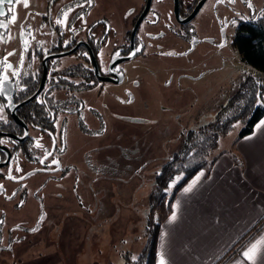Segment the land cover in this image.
Returning <instances> with one entry per match:
<instances>
[{
  "label": "rangeland",
  "instance_id": "obj_1",
  "mask_svg": "<svg viewBox=\"0 0 264 264\" xmlns=\"http://www.w3.org/2000/svg\"><path fill=\"white\" fill-rule=\"evenodd\" d=\"M159 1L153 0L152 5ZM27 3L28 7L24 0L6 4V16L0 17L6 22L13 14L17 17L7 29H0V60L7 57V63L22 75L38 65L36 56L29 61L26 53L48 49L50 39L59 34L66 45L71 34L85 28L84 23L94 25L95 39L106 30L98 55L104 68L113 49L124 43L144 0H91L84 23L73 16L88 6L86 0ZM262 5L264 0H207L189 40L168 35L150 41V33L158 34L162 27L151 29L143 23L137 37L144 42V54L119 66L122 83H101L76 94L86 112L94 110L97 119L103 118L104 129L85 137L72 120L75 135L69 137L61 156L67 175L35 173L24 180L8 179L9 174L18 178L38 170L36 162L21 155L1 169L0 264H123L125 254L137 257L145 242L148 195L161 167L177 152L187 133L211 122L245 77L254 72L240 62L231 41L238 23ZM63 11H68L70 27L56 23ZM166 19L163 24H168ZM217 21L226 26L223 37ZM56 26L60 32L50 35L49 30ZM25 39L27 52L23 51ZM10 52L15 55L8 56ZM80 61L68 55L57 62L61 69ZM4 70L9 75L13 71ZM255 74L264 86V74ZM55 96L63 99L66 95L59 92ZM97 127L94 119L93 129ZM242 128L243 123L238 122L233 129L238 133ZM30 134L37 135L35 131ZM180 179L178 176L169 184L168 194ZM13 190L15 195L9 199Z\"/></svg>",
  "mask_w": 264,
  "mask_h": 264
},
{
  "label": "trees",
  "instance_id": "obj_2",
  "mask_svg": "<svg viewBox=\"0 0 264 264\" xmlns=\"http://www.w3.org/2000/svg\"><path fill=\"white\" fill-rule=\"evenodd\" d=\"M94 46L93 48H96ZM231 46L237 52L240 62L254 72L245 77L236 93L218 109L211 122L187 133L177 152L161 167L148 195L150 209L144 227V246L135 260L125 254L122 259L123 264H155L160 226L171 214L172 202L176 194L194 175L211 167L215 161L214 153L221 139L233 130L235 124L243 123V128L238 134L241 138L250 134L254 126L264 116V105L261 103L264 86L261 78L255 74V72L264 74V10H259L250 15L248 19L239 22ZM58 66L57 63L55 67ZM39 78L38 65L36 70L28 72L27 75L20 74L13 78L14 101L22 102L29 98L36 91ZM46 82L50 93L59 90L64 92H69V90L84 91L94 88L96 83L93 72L79 63L61 69L57 68L51 76L47 77ZM67 99L74 107V101L70 100V97ZM1 103H3L2 99ZM56 103L57 101L55 102L52 96H46L42 101L35 99L31 103L21 106L17 110V117L24 124L37 130V127H41L45 123L40 113L43 107ZM5 110L7 115L4 120H0V139L9 141L10 138L8 139L5 134H19L21 128L13 122L6 108ZM15 147L16 153L23 149L31 157L38 158L39 148L36 149L34 146ZM1 159H4L3 152H0ZM232 159L237 165L241 164L235 157ZM178 176H181V179L175 184L171 194H168L169 184ZM262 224H264V216L214 264H223L230 253Z\"/></svg>",
  "mask_w": 264,
  "mask_h": 264
},
{
  "label": "crops",
  "instance_id": "obj_3",
  "mask_svg": "<svg viewBox=\"0 0 264 264\" xmlns=\"http://www.w3.org/2000/svg\"><path fill=\"white\" fill-rule=\"evenodd\" d=\"M262 121L264 116L244 137L233 129L222 138L211 167L194 175L176 194L172 212L160 226L155 264L161 254L165 264H214L264 216ZM258 228L223 264H251L242 253L264 237V224ZM255 264H264V245Z\"/></svg>",
  "mask_w": 264,
  "mask_h": 264
},
{
  "label": "flooded vegetation",
  "instance_id": "obj_4",
  "mask_svg": "<svg viewBox=\"0 0 264 264\" xmlns=\"http://www.w3.org/2000/svg\"><path fill=\"white\" fill-rule=\"evenodd\" d=\"M53 1L57 2L59 0H53ZM146 1L147 0H144V3L140 7V11L132 19L131 28L126 32V35L124 37V43L121 46H118V47L113 49L111 54L108 56V59H107L108 63L104 68L102 67V65L100 66V64H99L98 55H99L100 50L102 49L104 41H105L104 35H105L106 30L103 31V35H101L100 38L95 39V37H94V32H95L94 25L93 24L89 25L87 23H84V21L86 20V17H87V12L89 10V7L91 6V3L88 4V6H86L84 9H80L79 12H77L76 15L73 17H75V18L83 17L82 20L79 18L78 19L80 20V22H83L84 24H86V26H85V28L80 27L76 31V33L71 34L69 36V41L66 45L62 44L63 43V41H62L63 36H62V34H59L58 36L50 39L48 49L42 50L40 48L39 50L35 51L34 53L31 51L29 53H26V58H28L29 61H30L32 56H36V58L38 60V70H39V77L40 78H39V83H38L37 89L41 83V78H42V69H43L42 68V59L47 55H54L57 53H61L63 51H67V50L73 48L78 42H82L84 45H81L71 55H74V56L78 57L79 59H81L82 61H80L79 64H82L85 68L90 69L93 72V76H94L95 81H96L95 87L101 83H111V82H105V81H99L98 80V78L95 75V71H94L93 64H92V61L90 58L89 50H91V52L94 55L100 77L101 78H108L110 76L109 64L113 59L124 58V57L129 56L130 54L135 53L133 55V58L131 59V60H135L136 58H138L144 54V51H145L144 42L142 40H139L137 37V33L139 32V28L143 23L146 24L147 26H149L151 29L156 28L157 26L162 27V29L157 32L158 34H151L150 33V37L147 38L150 41L157 40V39L160 40L162 38L161 36L164 37V36H168V35L174 36L178 40H189L190 39L189 33L194 32V28H192L193 23L196 21L202 6L204 5V3L207 0H205L204 3L202 4V6L200 8H197V10H196V7L201 0H190V1L171 0L170 4H169V0H160L158 3H156L155 6L152 5V3H153V0H152L151 5L149 7V10L147 11L143 20L141 21V23L137 29L136 35L134 36V40L131 43L130 42V36H131L132 28H133L135 22L137 21V19L139 18V16L141 15L142 11L144 10V7L146 5ZM259 10H264V5H262L257 11H259ZM257 11H254L251 15L255 14ZM166 12H169V15H167ZM189 17H191V20H189L188 22L185 23V21ZM61 18H62V16L58 19H61ZM164 18L165 19L167 18L166 21L168 22V24L162 23ZM217 25H218L217 27L221 31V35L223 37V33H224L226 26H225V24H221L220 21H217ZM53 31H55L56 33L60 32L59 27L56 26L54 28H51L49 30L50 35L54 34ZM235 32H236V29H235ZM234 35H235V33H234ZM146 37H148V36H146ZM94 45H96V46H94ZM86 46L89 48H87ZM93 46L96 48H93ZM137 48H139L140 51H136ZM117 53H119V55H116ZM131 60H129V61H131ZM57 61H58V59H51V60L47 61V72H46L45 82H44L43 88L40 91L39 95L37 96V98H35V99H40V101H42V99H45L46 96H48V97L52 96L54 101L55 102L57 101L56 104L45 105L43 107L42 111L40 112L41 116L44 118L45 123L41 127H37V130L32 129L28 124H25L27 126V129H28V137H27L25 142H19L18 141V139L22 138L23 134H24L23 128L18 125L21 128L20 133L19 134L17 133L15 135H9V134L6 135L5 134V136L8 139L9 138L10 139H9V141L4 140L5 143L0 144V147L8 149L10 152L11 161H10L9 165H11L19 155H21L27 161L36 162L39 165L38 170H32L30 172H27V173L19 176L15 181L24 180V179L30 177L31 175H33L35 173L51 175V176H54L55 174L59 173V174H61V177H64L65 175H67L66 172L68 171V169H66L65 167H61L62 166L61 156L64 153L65 147L69 145V137L75 135V133L73 131L74 127L72 125V120H74L75 125L77 126V130L85 137L95 136V134L99 130H101V132H102L104 129L103 118L101 117V118L97 119L95 117L96 112L94 110H89L88 112H86L84 102L76 96L77 93L86 92V91L93 89V88H90V89H87L84 91L69 90V92H64V91L59 90V91H54V92L50 93L49 88L47 87L46 79H47V77L51 76L53 71H56L57 68L59 69V66L55 67V65L58 63ZM124 62H126V61H124ZM122 64H123V62L115 65L113 67V69L111 70V72L115 73V75H117V76H123L122 69L119 68V66H121ZM27 71H28V69H27ZM28 72H30V69ZM10 83L12 85V88L14 89L15 88L14 82L11 81ZM112 84H114V83H112ZM59 92H64L66 95L65 98H63V99L56 98L55 94L59 93ZM67 97H70L71 98L70 100L74 101V107L75 108L73 107V104L69 103L70 101H68ZM1 99H0V101H1ZM35 99H33V100H35ZM31 102H29V103H31ZM3 103L5 104L4 100H3ZM14 103L19 104L21 102H15L14 101ZM29 103H27V104H29ZM24 105H26V104H24ZM94 119H96L97 125H98L96 130L93 129ZM33 131H35L37 133L36 136H31L30 133ZM101 132H99V133H101ZM2 134H4V133H2ZM0 135H1V133H0ZM12 137H15L16 139H13ZM53 140H55V145H53ZM15 146H34V147H36V149L39 148L38 154H37L38 158H34V156L31 157L30 155H28L27 151H25L23 149L21 152L16 153V150H15L16 147ZM46 150L51 152L52 155L49 156L48 159L45 160V162L42 164V163H40V159H42L45 156ZM0 152H3V151L0 150ZM3 155H4V159H1L0 163L5 161V159H6V154L4 152H3ZM53 158L56 161H58V164H52ZM9 165H7V166H9ZM46 165H48L49 167L46 168ZM7 166H5V167H7ZM5 167H2V168H5ZM2 168H0V171ZM63 169H65V170L63 171ZM3 177H4V175L2 173H0V178H3ZM13 193H15V190L10 192V197L13 196L12 195Z\"/></svg>",
  "mask_w": 264,
  "mask_h": 264
},
{
  "label": "snow or ice",
  "instance_id": "obj_5",
  "mask_svg": "<svg viewBox=\"0 0 264 264\" xmlns=\"http://www.w3.org/2000/svg\"><path fill=\"white\" fill-rule=\"evenodd\" d=\"M18 0H0V17H5L6 13L3 10L4 6L7 5H15V3H17ZM219 2V0H218ZM230 2H234V0H230ZM86 3L90 4L91 0H86ZM24 7H28V3L27 0H24ZM78 7H83V5H78ZM249 7H251V5L249 4ZM79 19H83V17H78ZM17 17L15 14L11 15L10 20L8 22H6L4 19H0V29H7L9 26V23H15ZM56 23L58 25H62L65 27H70L69 21H68V11H63L62 12V18L61 19H57ZM30 34V33H29ZM35 37H33L34 39ZM3 37L2 35H0V40H2ZM25 47L23 49L24 52L28 51V41L27 39H25L24 41ZM222 46V45H221ZM136 51H140L139 48L136 49ZM135 53H133L134 55ZM174 53H167V55H173ZM15 55V52H10L8 53V56H12ZM116 55H119V53H117ZM181 55H187V53H181ZM23 54L21 55V66L23 64ZM0 98H2L4 101H7V104L4 103H0V120H4V116H3V112L4 109L6 107H11L12 106V98L9 95V90H8V84L12 81L13 78L17 77L20 75V72L14 68L13 65H11L10 63H7V57L4 58V60H0ZM4 69H13V71L11 72V75H9ZM262 124H264V121L261 122ZM259 127V125H258ZM5 143L4 140L0 139V144ZM53 145H55V140H53ZM39 146V145H38ZM52 153L49 151H45V156L40 159V163H44L45 160L48 159L49 156H51ZM52 164H58V161H56L54 158L52 160ZM49 167L48 165H46V168ZM17 171H22V169H20L19 167H17L16 169ZM9 172H11V169H9ZM8 179H17L16 177H13L9 174V176L7 177ZM178 179V178H177ZM175 183V181L173 182ZM3 186L0 185V188H2ZM191 190V186L188 189H185V191H190ZM13 196L15 195V193L12 194ZM9 199H11L12 197H8ZM171 219H175V215H173V217ZM0 223H2V221H0ZM33 231H35V229H33ZM264 245V237H261L259 240H257L255 243H252L251 246L246 250L243 251L242 255L245 258V261L247 262H251V264H255V260H256V256L257 254L261 251V246ZM133 260L136 259V257L132 258ZM159 264H165V260L163 258V255L161 254L160 260H159Z\"/></svg>",
  "mask_w": 264,
  "mask_h": 264
},
{
  "label": "water",
  "instance_id": "obj_6",
  "mask_svg": "<svg viewBox=\"0 0 264 264\" xmlns=\"http://www.w3.org/2000/svg\"><path fill=\"white\" fill-rule=\"evenodd\" d=\"M151 1L152 0H147L146 1V5L144 7V10L142 11L141 15L139 16V18L137 19V21L135 22L133 28H132V32H131V36H130V42L132 43L133 40H134V36L136 35V32H137V29L141 23V21L143 20L145 14L147 13V11L149 10V7L151 5ZM205 0H201L197 7H196V10L197 8H200L202 6V4L204 3ZM195 10V11H196ZM189 20H191V17H189L186 21L188 22ZM81 45H84L82 42H78L73 48L67 50V51H63L61 53H57V54H54V55H47L45 56L43 59H42V78H41V83L38 87V89L36 90V92L30 96L28 99L24 100L23 102L19 103V104H15L14 103V100H13V91L14 89L12 88V85L11 83L8 84V90H9V95L11 96L12 98V106L11 107H6V109L8 110L12 120L19 126H21L24 130V134H23V137L18 139L19 142H25L27 137H28V129H27V126L22 123L19 118L17 117V110L24 104H27L29 102H31L33 99L37 98V96L39 95L40 91L42 90L43 88V85H44V82H45V78H46V72H47V61L48 60H51V59H59V58H62V57H66L68 55H71L73 54ZM87 47V46H86ZM89 48V47H87ZM89 54H90V58H91V61H92V64H93V68H94V71H95V75L96 77L98 78L99 81H105V82H111V83H114V84H120L123 80V76H117L115 75V73H112L111 70L113 69V67L115 65H117L118 63H122L124 61H129L133 58V54H130L129 56L127 57H124V58H118V59H113L110 64H109V74L110 76L108 78H101L100 75H99V72H98V69H97V65H96V61H95V58H94V55L93 53L91 52V50H89ZM5 104H7V101H5ZM13 139H16L15 137H12ZM0 150L3 151L5 154H6V159L5 161H3L2 163H0V168L2 167H5L7 165H9L10 161H11V158H10V152L8 149L6 148H3V147H0ZM261 227V226H260ZM259 227V228H260ZM258 228V229H259ZM257 231V230H255ZM251 236L248 237V239L250 238Z\"/></svg>",
  "mask_w": 264,
  "mask_h": 264
},
{
  "label": "built area",
  "instance_id": "obj_7",
  "mask_svg": "<svg viewBox=\"0 0 264 264\" xmlns=\"http://www.w3.org/2000/svg\"><path fill=\"white\" fill-rule=\"evenodd\" d=\"M264 83V82H263Z\"/></svg>",
  "mask_w": 264,
  "mask_h": 264
}]
</instances>
